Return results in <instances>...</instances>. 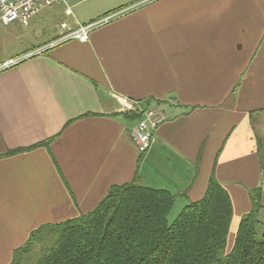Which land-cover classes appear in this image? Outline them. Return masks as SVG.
<instances>
[{
  "label": "crops",
  "instance_id": "crops-1",
  "mask_svg": "<svg viewBox=\"0 0 264 264\" xmlns=\"http://www.w3.org/2000/svg\"><path fill=\"white\" fill-rule=\"evenodd\" d=\"M91 23L85 41L67 37ZM73 24L0 64V264L32 230L132 181L182 209L213 173L232 204L228 238L256 188L264 221V0H122ZM142 110L161 119L140 154Z\"/></svg>",
  "mask_w": 264,
  "mask_h": 264
},
{
  "label": "trees",
  "instance_id": "trees-1",
  "mask_svg": "<svg viewBox=\"0 0 264 264\" xmlns=\"http://www.w3.org/2000/svg\"><path fill=\"white\" fill-rule=\"evenodd\" d=\"M250 195L252 208L226 251L232 204L213 173L203 196L171 223L178 194L136 181L112 185L92 211L32 230L9 264H264L260 188Z\"/></svg>",
  "mask_w": 264,
  "mask_h": 264
},
{
  "label": "rangeland",
  "instance_id": "rangeland-1",
  "mask_svg": "<svg viewBox=\"0 0 264 264\" xmlns=\"http://www.w3.org/2000/svg\"><path fill=\"white\" fill-rule=\"evenodd\" d=\"M60 0L50 8L42 10L28 26L17 27L14 24L0 23V64L15 52H24L39 46H48L52 41L65 35L73 27L77 19L88 18L97 14L105 6L122 0ZM69 6L72 13L67 15L65 8ZM21 52V53H22ZM4 63V62H3ZM181 208L174 207L168 215L171 223L180 213ZM263 221L262 219H259ZM264 223V221H263ZM261 225L259 230H263ZM232 235L227 237L226 251L232 246Z\"/></svg>",
  "mask_w": 264,
  "mask_h": 264
},
{
  "label": "built area",
  "instance_id": "built-area-1",
  "mask_svg": "<svg viewBox=\"0 0 264 264\" xmlns=\"http://www.w3.org/2000/svg\"><path fill=\"white\" fill-rule=\"evenodd\" d=\"M60 0H0V23L3 25L14 24L19 27L28 26L31 20L37 16L42 10L50 8L56 3H59ZM66 1L64 0V3ZM65 13L67 15L72 14V11L69 6L65 8ZM94 23L88 24L86 26H80L79 30L72 33L71 36L79 40L85 41L87 39V32ZM64 39V38H62ZM62 39L57 40V42ZM55 42H51L47 47L54 45ZM45 48V47H44ZM41 48L35 52L25 53L22 56L16 58H11L8 61L4 62L1 68H6L11 65H14L26 59L37 52L41 51ZM126 109L132 110L133 105L130 103L125 104ZM142 117L139 118L136 122V125L131 129V138L135 144L137 151L142 154L146 152L151 143V130H153L156 124L160 121V114H153L151 111H141Z\"/></svg>",
  "mask_w": 264,
  "mask_h": 264
}]
</instances>
